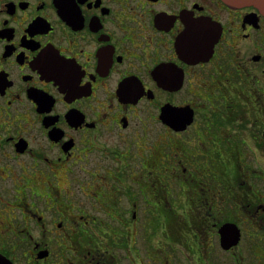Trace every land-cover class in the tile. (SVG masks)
<instances>
[{
    "label": "flooded vegetation",
    "instance_id": "1",
    "mask_svg": "<svg viewBox=\"0 0 264 264\" xmlns=\"http://www.w3.org/2000/svg\"><path fill=\"white\" fill-rule=\"evenodd\" d=\"M263 61L254 4L0 0V264H171L175 187L206 188L204 264H264V197L223 161L253 174L226 125L264 123Z\"/></svg>",
    "mask_w": 264,
    "mask_h": 264
},
{
    "label": "rangeland",
    "instance_id": "2",
    "mask_svg": "<svg viewBox=\"0 0 264 264\" xmlns=\"http://www.w3.org/2000/svg\"><path fill=\"white\" fill-rule=\"evenodd\" d=\"M261 66L264 68V61L260 63ZM264 77V76H263ZM211 78V77H210ZM242 108L240 107L239 111ZM245 112V111H244ZM243 112V113H244ZM254 112V111H253ZM246 113V112H245ZM262 115H264V109L260 112ZM250 116L253 117V114L250 113ZM242 123L245 124L244 130L241 129V127L236 123H227L226 125V132L228 135L231 133L230 140L233 141L235 144L239 142V135L243 138V141L241 142L243 146L241 147V151L237 150V153L239 155L240 153H243V158L247 161H250V164H252L253 174L248 172H242L240 173H234V170L232 169L231 162L225 157L223 159L224 163L228 165V175L233 177V181L235 183L234 187H236L238 182H244L245 185L249 186L248 184L252 183L253 187H250V190L256 191L260 194V197H264V123H259L258 125H254L252 127L251 124H248L247 121H242ZM256 134V135H255ZM255 137L257 139H255ZM229 140V141H230ZM260 143V144H259ZM230 148V147H228ZM232 148V147H231ZM235 151V149H234ZM241 155V154H240ZM193 169H197V167L191 166ZM256 170V171H255ZM247 175V176H246ZM228 176V178H229ZM223 178V177H222ZM226 178V177H225ZM245 180V181H244ZM248 180V181H246ZM135 192L138 191L136 187L132 188ZM140 190V189H139ZM168 191V195L165 196L173 203L172 205H169L168 207L164 205L163 212L164 213H181L178 216L175 217V221L173 222L174 228L176 231L179 232V237L176 240V245L174 244V249L172 250L169 246L165 247L164 250V256L165 259L169 257L168 259L175 263V264H204L205 259V253H204V238H203V227H202V218L200 217V213L203 212V208L200 204L204 203L205 200V189L199 188H191V189H184L182 187H175L174 194L171 189L166 190ZM140 193V192H139ZM136 192L135 197L138 198L142 202V196ZM123 196V195H122ZM128 199L126 200V202ZM191 203V206L194 207V210L192 211V208L189 206ZM187 213H191L192 216L187 215ZM198 214V215H197ZM190 219V224L187 226L186 223H183V220ZM174 228L172 227L171 230H169V233H174ZM158 233H163V227L157 228ZM196 234H199L198 237L200 239L199 246L195 245L193 241L196 242L195 237ZM188 239V243L187 242ZM184 243L185 245L183 246ZM186 245L188 248L186 249ZM190 245H193V248L190 247ZM143 257V256H142ZM212 264H215V260H217L216 254L212 253L210 257ZM238 259V258H237ZM234 257L230 256V254H224L221 258L222 264H243L241 262L236 263V260Z\"/></svg>",
    "mask_w": 264,
    "mask_h": 264
},
{
    "label": "water",
    "instance_id": "3",
    "mask_svg": "<svg viewBox=\"0 0 264 264\" xmlns=\"http://www.w3.org/2000/svg\"><path fill=\"white\" fill-rule=\"evenodd\" d=\"M231 4L249 3L258 6L264 12V0H226ZM163 119L177 129L184 128L192 121V113L188 109H178L171 106L164 107ZM225 239H229L228 236Z\"/></svg>",
    "mask_w": 264,
    "mask_h": 264
}]
</instances>
